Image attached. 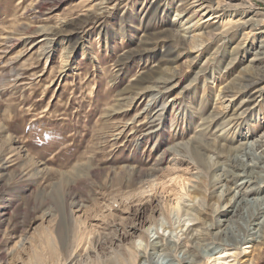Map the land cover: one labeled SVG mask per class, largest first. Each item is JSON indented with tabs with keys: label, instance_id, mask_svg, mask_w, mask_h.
I'll list each match as a JSON object with an SVG mask.
<instances>
[{
	"label": "rangeland",
	"instance_id": "374dc122",
	"mask_svg": "<svg viewBox=\"0 0 264 264\" xmlns=\"http://www.w3.org/2000/svg\"><path fill=\"white\" fill-rule=\"evenodd\" d=\"M251 71L264 0H0V264H264Z\"/></svg>",
	"mask_w": 264,
	"mask_h": 264
},
{
	"label": "bare ground",
	"instance_id": "6f19581e",
	"mask_svg": "<svg viewBox=\"0 0 264 264\" xmlns=\"http://www.w3.org/2000/svg\"><path fill=\"white\" fill-rule=\"evenodd\" d=\"M207 8L210 9V7L207 6ZM210 19V17H209ZM208 19V20H209ZM238 21H233L232 18H228L224 23L227 26H231L234 25L235 23H237ZM248 35H245V37H247ZM237 54V53H236ZM235 56V55H234ZM264 81V75H259L257 73H253V71H251L250 73H248V75L244 78L243 82H246V87H249L253 84L256 83H260ZM233 88H236L234 84H232ZM245 86V84L243 85ZM241 86V87H243ZM236 90V89H235ZM240 90V89H239ZM211 121V116H208L206 118H203L201 120L200 123V127H207V125L210 123ZM224 145H221L220 148H222ZM185 150H187L189 155H192L191 157L194 156L195 159L198 160L199 163L202 164L203 162V167H205L206 164V158H205V152L207 149L208 150H212L215 153H217L218 155L222 154L221 149L218 148H214L212 147V145L210 143L207 142L206 140V134H198L194 137V140L191 141L190 143H188V145H186ZM258 245H255L256 247H258L259 249V253H257V255L254 257V259H259L263 252H264V240L262 239L260 242H257ZM147 247H149L150 250L153 251V253H140L138 252V250L135 248L134 244L128 246L127 248L125 247L123 251H120L118 253H109L108 255L99 258L98 261L95 264H139L141 261L144 263H148V264H153V254H155L157 252V244H150V243H146ZM167 249V248H166ZM256 249V248H254ZM192 251V250H191ZM255 253V254H256ZM254 254V255H255ZM187 264H191V263H187Z\"/></svg>",
	"mask_w": 264,
	"mask_h": 264
}]
</instances>
